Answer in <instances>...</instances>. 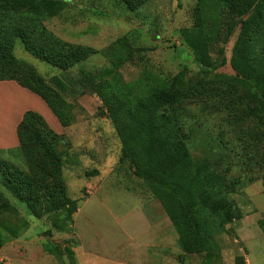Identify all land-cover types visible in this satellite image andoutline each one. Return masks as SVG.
I'll return each mask as SVG.
<instances>
[{
    "label": "rangeland",
    "instance_id": "1",
    "mask_svg": "<svg viewBox=\"0 0 264 264\" xmlns=\"http://www.w3.org/2000/svg\"><path fill=\"white\" fill-rule=\"evenodd\" d=\"M66 1L70 4L63 13L41 15L45 26L61 39L98 53L62 74L30 54L20 39L14 55L47 84H54L64 101L59 110L68 126L59 128L64 136L58 146L65 151L61 167L69 202L55 214L33 216L3 178L17 170L26 172V158L17 148L0 149V264H202V255L182 250L168 211L135 175L131 163L122 159L121 140L100 101L77 78L83 68L99 79L121 81L134 97L160 89L180 73L192 83L208 81L181 105L186 139L180 153L194 162L210 161L211 169L216 164V171L231 184L233 203H244L248 192L262 213L264 115L253 103H240L239 88L229 90L215 82L218 76L235 75L230 61L239 28L228 44L211 53L210 70L202 71L185 42V34L196 24L200 0H146L136 10L125 0ZM212 7L208 1L206 8ZM7 112L12 110L0 106V115L7 117ZM256 187L259 192L252 190ZM140 208L148 219L143 227ZM252 237L241 246L250 264H264V234L255 227ZM218 243L228 264L239 245L230 233L218 237Z\"/></svg>",
    "mask_w": 264,
    "mask_h": 264
},
{
    "label": "trees",
    "instance_id": "2",
    "mask_svg": "<svg viewBox=\"0 0 264 264\" xmlns=\"http://www.w3.org/2000/svg\"><path fill=\"white\" fill-rule=\"evenodd\" d=\"M125 1L136 10L146 0ZM208 1L213 5L210 9L206 8ZM69 4L66 0H0V82L14 81L39 96L64 127L68 124L59 110L64 104L61 93L17 60L14 47L20 39L30 54L60 69L61 74L97 54L91 47L61 39L45 26L41 15L61 14ZM196 11V24L185 34L194 61L202 71L210 70L211 53L228 44L239 28L230 61L235 75L218 76L215 82L226 89L239 88L240 103L251 102L264 115V0H200ZM203 82L208 83L201 79L192 83L180 73L160 89L154 87L134 97L121 81L99 79L83 68L77 78V83L100 101V109L121 140L122 159L131 163L135 175L168 211L182 250L202 255V264H223L218 237L243 213L230 199L231 184L216 171V164L211 169L210 161L194 162L180 153L186 137L179 111L187 98L203 88ZM17 135V149L24 154L28 170L4 175L6 188L26 203L36 218L59 212L69 202L61 167L65 151L58 146L64 135L33 110L24 113ZM259 225L264 232V217ZM236 262L246 264L244 257Z\"/></svg>",
    "mask_w": 264,
    "mask_h": 264
},
{
    "label": "crops",
    "instance_id": "3",
    "mask_svg": "<svg viewBox=\"0 0 264 264\" xmlns=\"http://www.w3.org/2000/svg\"><path fill=\"white\" fill-rule=\"evenodd\" d=\"M8 95H11V97H8ZM2 105L6 106L7 111L8 109L12 110V113L7 112V117L0 115V149L2 150L18 148L19 139L17 135V127L26 111L34 109L36 112L38 111V113H40L47 122L50 121L57 127V133L59 132V128H61L60 122L52 113L48 105L39 96L25 88H22L14 81L0 82V106ZM7 105L9 106L7 107ZM252 190L257 192L260 191L257 187ZM261 193H264L262 187ZM238 208L242 211L243 217L229 224L226 228V232L220 236L230 233L234 243L239 245V248L235 252L232 251V259H228V264H237L236 261L239 257H244L246 264H250V261L246 256L247 251L242 248L241 244H243L246 239H253L252 233L255 232V227L262 231L259 222L263 219L264 212H257L258 207L252 200V197L248 195V192L244 203L238 204ZM146 223H148V219L142 212V208H140V225L143 227ZM153 238L154 242L156 237ZM131 241L134 242V236L131 237ZM82 254L83 256H87L86 252H83ZM123 264L127 263L123 262ZM223 264H225L224 261Z\"/></svg>",
    "mask_w": 264,
    "mask_h": 264
}]
</instances>
